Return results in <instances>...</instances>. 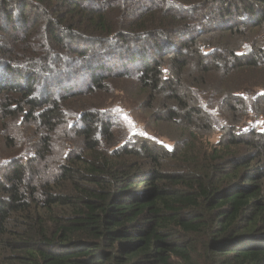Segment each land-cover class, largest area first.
<instances>
[{
    "label": "trees",
    "instance_id": "1",
    "mask_svg": "<svg viewBox=\"0 0 264 264\" xmlns=\"http://www.w3.org/2000/svg\"><path fill=\"white\" fill-rule=\"evenodd\" d=\"M263 34L264 0H0V140L36 137L0 180V264H264V130L241 128L264 117ZM116 77L172 149L119 144L94 106L69 125L65 92ZM195 90L222 97L214 143Z\"/></svg>",
    "mask_w": 264,
    "mask_h": 264
},
{
    "label": "rangeland",
    "instance_id": "2",
    "mask_svg": "<svg viewBox=\"0 0 264 264\" xmlns=\"http://www.w3.org/2000/svg\"><path fill=\"white\" fill-rule=\"evenodd\" d=\"M260 38L259 44L264 48V34ZM83 73L84 71L82 70L79 73H67L65 74L66 76H63V72H55L52 78L55 77L58 82H61L64 77L68 76L73 81L74 77L79 79ZM3 79L1 82L7 80L6 77ZM134 81L131 78L116 77L112 79L110 86H106L104 91H98L92 95L66 91L65 94L69 97L70 103H68V107L65 108L63 113L66 114L69 125L77 122L78 113L82 109L94 106L100 109L105 120H112L116 131H120L119 144L148 142L172 149L174 142L168 137V134L173 128L154 122L150 111L143 107L141 92H139V88ZM68 86L73 87L74 85L70 83L66 88ZM41 90L43 91L40 92V95L45 96L47 94L45 91L48 90V87L43 86ZM253 91L251 90L250 94L247 95L249 102L252 100ZM194 92L198 103L212 116V120L216 125L215 132L209 137V140L214 143L223 135L220 131L222 130L221 127L227 125L225 117L219 109L222 97L203 90H195ZM20 121L21 119L11 123L10 127L14 135L12 145L7 144L4 138L0 140V180L6 173L7 165L15 161L25 163L34 153L36 137L33 129L30 126L23 125L22 121ZM241 128L244 130L249 128L264 130V117L255 115L249 108L247 116L242 121ZM69 149L70 147L66 145L65 152H68Z\"/></svg>",
    "mask_w": 264,
    "mask_h": 264
}]
</instances>
